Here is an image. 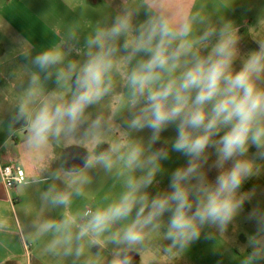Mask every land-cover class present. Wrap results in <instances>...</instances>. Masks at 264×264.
<instances>
[{
  "label": "clouds",
  "instance_id": "clouds-1",
  "mask_svg": "<svg viewBox=\"0 0 264 264\" xmlns=\"http://www.w3.org/2000/svg\"><path fill=\"white\" fill-rule=\"evenodd\" d=\"M237 2L226 0L214 22L186 0H122L82 43L75 26L35 54L29 41L14 38L35 70L8 123L25 128L29 149L72 142L95 148L118 131V118L124 128L106 150L83 158L84 169L113 174L119 192L69 212L90 178L65 162L42 193L45 205L62 214L37 219L33 242L50 235L47 250L74 262L95 245L96 257L84 264H99L109 248L108 264H135L154 241L165 257H181L202 234L213 239L241 215L256 191L241 189L264 175V39L241 52L240 29L220 14ZM48 81L55 84L50 91ZM106 98L116 106L92 118L88 110ZM169 129L175 135L165 138ZM172 153L185 163L169 173ZM164 176L168 185L161 189ZM247 220L255 231L246 236L250 251L240 264H264V210L253 207ZM7 228L0 219V231Z\"/></svg>",
  "mask_w": 264,
  "mask_h": 264
},
{
  "label": "crops",
  "instance_id": "crops-1",
  "mask_svg": "<svg viewBox=\"0 0 264 264\" xmlns=\"http://www.w3.org/2000/svg\"><path fill=\"white\" fill-rule=\"evenodd\" d=\"M121 3L122 0H0V219L8 224L6 231H0V264H84L86 259L97 255L98 246L93 245L86 248L84 257L74 262L73 257L52 254L47 250L50 235L33 242L34 222L37 219H59L63 211L45 205L42 200V193L53 183L50 178L52 172L67 162V166L84 171L90 178L84 195L73 198L69 212L101 204V186L111 187L116 178L102 168L84 169L83 158L93 150L80 143L53 144L44 150H31L26 143L25 128L9 125L17 99L27 87L28 72L35 70L20 55L21 50L13 40L22 36L30 42L35 54L61 41L69 26L83 24L88 16L92 19L89 23L95 26L103 17V9L109 15L118 10ZM207 3L208 0H186V7L205 12ZM232 14L234 16L229 20L240 29L241 52L256 48L255 42L264 39L263 16L242 17L241 7ZM80 33L82 43L84 33ZM45 87L50 91L55 84L48 81ZM147 136L145 133L144 137ZM4 165H14L24 176L23 183L12 190H8L2 181L1 169ZM32 176L48 179L34 183L29 180ZM56 183L58 187H64L59 181ZM88 185L93 189L91 194L87 193ZM111 257L112 249H106L99 264H108Z\"/></svg>",
  "mask_w": 264,
  "mask_h": 264
},
{
  "label": "rangeland",
  "instance_id": "rangeland-1",
  "mask_svg": "<svg viewBox=\"0 0 264 264\" xmlns=\"http://www.w3.org/2000/svg\"><path fill=\"white\" fill-rule=\"evenodd\" d=\"M226 0H208L207 7L205 13L210 15L212 19H217V8L220 7ZM240 7L242 8V17L249 16H263L264 19V0H238L236 6L228 8H221L220 14H222L225 18L231 19L233 17V11H239ZM235 8V9H234ZM234 9V10H233ZM250 9V10H248ZM103 11V18L108 15V11L105 9ZM97 17H99L96 14ZM236 17H238L236 15ZM92 20L90 16H88L83 24L77 26L79 27L80 32H83V36L86 35L94 25L89 23ZM116 106L115 102L110 99H105L102 104L95 106L94 108H90L88 111L91 114L92 118H95L98 114H107L112 108ZM115 126L119 130L114 132L105 138V143H102L95 148L87 144H81L87 147L88 150L93 151H102L106 150L108 147V141L116 139L119 133L124 131V128L121 124V119L118 118L115 121ZM145 131L143 135L145 136ZM148 134V133H147ZM165 138H170L175 135V131L173 129H169L164 132ZM72 142L71 145H73ZM250 151L254 152L255 149H250ZM185 163V159L177 153H172L170 160L165 162V167L168 169L169 173L175 169L176 167ZM216 173L215 171L210 173V179H214ZM114 178H116L114 176ZM114 181V180H113ZM113 183V182H112ZM168 185V178L164 176L161 179V183L158 186L161 189H166ZM110 186L103 185L101 186L102 190V203L103 197L106 194H115L120 190V184L116 181L113 185ZM109 188V189H107ZM255 189V195L252 197L251 201H246L244 205V210L241 215L233 222L232 225L229 226L227 231L223 233H217L215 238L213 239H205L202 234L201 238L194 242L187 252L181 257H165L159 251V243L154 241L150 248L144 253L142 257L135 256V264H240L241 257L245 254L246 250L250 251V249H245L246 245V236L248 234H252L255 231V224L247 220L248 212L253 207H259L264 210V175H261L258 178H253L247 181L241 191H251ZM154 194L155 189L151 190ZM93 189L91 186H87V193L91 194Z\"/></svg>",
  "mask_w": 264,
  "mask_h": 264
},
{
  "label": "built area",
  "instance_id": "built-area-1",
  "mask_svg": "<svg viewBox=\"0 0 264 264\" xmlns=\"http://www.w3.org/2000/svg\"><path fill=\"white\" fill-rule=\"evenodd\" d=\"M1 177L5 187L8 190L16 188L24 181L22 172L14 165H4L1 169Z\"/></svg>",
  "mask_w": 264,
  "mask_h": 264
}]
</instances>
